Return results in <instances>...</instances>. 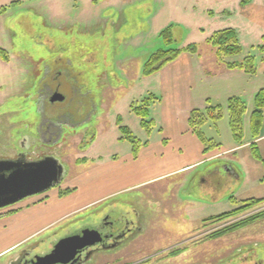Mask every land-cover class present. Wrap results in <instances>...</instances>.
<instances>
[{
	"label": "rangeland",
	"instance_id": "obj_1",
	"mask_svg": "<svg viewBox=\"0 0 264 264\" xmlns=\"http://www.w3.org/2000/svg\"><path fill=\"white\" fill-rule=\"evenodd\" d=\"M239 1L0 0V47L8 53L6 60L0 58V158H13L21 151L19 140L26 143L23 137L43 123L54 141L34 142L36 147L26 159L52 156L62 169L56 186H73L75 177L88 171L93 160L122 157L131 148L130 140L121 138V127L140 142L158 133L159 101L149 102L144 118L131 105L141 104L148 95L157 96L154 79H145L142 69L160 48L195 43L206 58L203 50L209 47L208 57L213 60L204 59L203 69L221 68L205 37L232 27L241 52L226 59L252 55L255 73L260 71L264 54L257 46L264 33V1L251 0L246 6ZM169 25L173 36L166 44L159 34ZM56 86L64 98L50 101L46 94ZM47 118L49 123L42 120ZM142 119L152 121L150 127L142 125ZM261 136L255 141L264 159ZM201 170L208 171L204 182L195 172L185 187H174L175 180L163 181L106 199L66 219L57 233L51 231L55 236L29 249L39 256L76 229L108 214L116 218L129 211L134 216L135 209L142 231L116 247L94 249L81 264H264V216L222 232L263 211L264 203L204 221L236 207L228 199L231 195L237 200L263 197L264 162L244 147L208 161ZM188 199L196 201L191 209L186 206ZM217 230L219 234L206 238Z\"/></svg>",
	"mask_w": 264,
	"mask_h": 264
},
{
	"label": "crops",
	"instance_id": "obj_2",
	"mask_svg": "<svg viewBox=\"0 0 264 264\" xmlns=\"http://www.w3.org/2000/svg\"><path fill=\"white\" fill-rule=\"evenodd\" d=\"M250 3L251 0L244 6ZM203 51L208 53L206 58L198 49L195 53L182 52L151 76L143 75L145 79L153 78L155 81L154 93H157L159 101L155 108L159 118L155 123L159 124V132L144 141L136 157L129 148L122 157L93 160L88 171L75 177L77 184L56 186L0 208V262L12 264L22 250L55 236L51 231L55 229L53 233H57L66 219L106 199L163 181L175 180L174 187H185L195 172L204 182L208 171H198L201 166L226 152L248 148L252 99L259 88H264L263 69L261 67L262 71L260 69L254 74L215 65L203 69L204 59L213 60L208 57L212 49L206 47ZM230 96H239L246 101L245 138L241 145L233 140L228 125L225 105ZM208 104L222 105L224 115L216 127L209 122L203 126L205 136L220 143L219 148L204 153L203 144L191 130L188 117L192 109H203ZM65 188L73 190L60 196L59 191ZM186 202L191 209L196 201L188 199Z\"/></svg>",
	"mask_w": 264,
	"mask_h": 264
},
{
	"label": "trees",
	"instance_id": "obj_3",
	"mask_svg": "<svg viewBox=\"0 0 264 264\" xmlns=\"http://www.w3.org/2000/svg\"><path fill=\"white\" fill-rule=\"evenodd\" d=\"M249 0H240V5L244 6L248 3ZM264 1V0H263ZM172 25L165 27L159 34V37L163 40L164 43L169 44L172 41ZM205 43L210 45L215 49V55L217 60L227 69H238L242 70L248 74H253L256 71V66L254 62V57L252 55H248L239 60H227L228 56H235L241 52V46L239 44L237 32L232 27H226L214 30L208 37L205 39ZM259 51L264 54V33L261 35V43L257 46ZM189 52L195 53L197 52V45L195 43L187 44L186 46L179 48H166V49H158L151 53L149 57L146 59L143 65L142 74L149 75L158 69H160L163 65L168 62L175 60L180 53ZM0 58L6 60L8 58V53L4 48L0 47ZM263 74H264V66H263ZM157 100L158 98L154 95H148L141 99V104L131 105V110L135 112V114L143 116L146 114L147 106L149 102L152 100ZM247 106L246 102L242 97L239 96H230L225 105V110L228 118V125L231 132V136L233 140L241 145L244 143V115L246 112ZM224 108L220 104H208L205 108L199 109L194 108L189 112L188 123L191 127V130L197 135L200 141L203 144V152L206 153L210 150L216 149L220 147V143H217L213 138H207L203 133V126L206 123H212L214 127L217 126V122L223 117ZM152 121L142 119V125H151ZM264 126V88H260L253 96V105L249 115V134L251 141L248 144V149L250 150L251 156L259 161H263L256 138L260 137L263 132L262 128ZM148 127V128H149ZM123 131V135L121 138H127L131 143V153L133 157L137 156L138 150L140 147L145 144V142L138 141L134 136L131 135L130 130L127 127H121ZM58 185V184H57ZM73 188H65L59 191L60 196L68 194L72 192ZM230 202L233 205H237L231 210L219 213L217 215H213L204 219V221H216L219 219L227 218L233 216L245 209L252 208L256 205L264 203L263 197H250L242 200H237L235 197H229ZM264 216L263 211L256 213L244 220L233 224L232 226L224 229L222 232L226 230H230L236 228L246 222L252 221L256 218ZM219 234L218 230L209 233L206 238H209L211 235Z\"/></svg>",
	"mask_w": 264,
	"mask_h": 264
},
{
	"label": "water",
	"instance_id": "obj_4",
	"mask_svg": "<svg viewBox=\"0 0 264 264\" xmlns=\"http://www.w3.org/2000/svg\"><path fill=\"white\" fill-rule=\"evenodd\" d=\"M64 97L54 93L50 100ZM62 174L57 160L48 155L39 160L0 159V208L55 186ZM99 240L96 229L89 225L58 239L51 251L35 257V264H67L74 262L84 248Z\"/></svg>",
	"mask_w": 264,
	"mask_h": 264
},
{
	"label": "flooded vegetation",
	"instance_id": "obj_5",
	"mask_svg": "<svg viewBox=\"0 0 264 264\" xmlns=\"http://www.w3.org/2000/svg\"><path fill=\"white\" fill-rule=\"evenodd\" d=\"M58 88L59 86H56L54 87L53 90H51L46 94L49 100L54 93H58L59 91ZM42 120L44 122L46 120H48V123L50 122L49 121L50 119L48 118ZM42 124L43 123H41L40 125L38 124L39 126L37 125L38 127L36 128V131L33 132V134L31 133L28 134L27 137H23V140L26 141V143L19 140V146L21 147V151H19L18 153L16 152V155L13 158H11L12 160L26 159L27 152L29 151L32 152L31 149L36 147V145L34 144V142L36 141L44 142L45 143L44 145H50L51 143H53L54 141V139L52 138L53 135L49 134L50 128L47 127L46 125L47 123L44 124V126L46 125V129L42 126ZM54 126L56 125H53V127ZM57 129H58L57 135H59V127ZM40 131H44L45 133L44 136ZM45 156L48 155L37 156V158L35 159H26V160H39L44 158ZM113 210L114 209H111V212ZM93 223L94 224H92L91 226H93L96 229L99 235V240L95 244L87 248H84L82 252L79 255H77L76 260L74 262H69L67 264H81V262L84 259H87L90 256V254L93 252L94 249L116 247L118 244H120L121 241L130 240L131 238L134 237L135 233H139L143 229L142 223L140 221V215L139 213H137L135 209H134V216H131L129 214V211L116 215V218L111 217L108 214L97 221L95 220ZM51 249L49 251H51ZM49 251L38 255L42 256L48 253ZM35 257L36 254L34 255L32 249H25L22 252H20L19 257L15 261H13L12 264H35Z\"/></svg>",
	"mask_w": 264,
	"mask_h": 264
}]
</instances>
